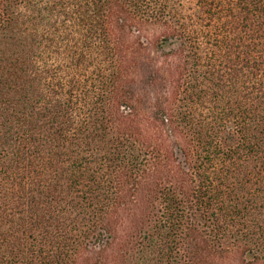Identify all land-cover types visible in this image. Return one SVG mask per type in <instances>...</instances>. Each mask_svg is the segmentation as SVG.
<instances>
[{"label": "trees", "instance_id": "16d2710c", "mask_svg": "<svg viewBox=\"0 0 264 264\" xmlns=\"http://www.w3.org/2000/svg\"><path fill=\"white\" fill-rule=\"evenodd\" d=\"M0 264H264V0H0Z\"/></svg>", "mask_w": 264, "mask_h": 264}]
</instances>
